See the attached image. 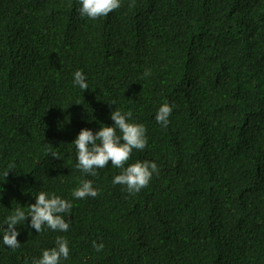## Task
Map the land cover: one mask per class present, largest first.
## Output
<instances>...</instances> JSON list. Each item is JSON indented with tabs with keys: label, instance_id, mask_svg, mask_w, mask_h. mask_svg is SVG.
<instances>
[{
	"label": "trees",
	"instance_id": "1",
	"mask_svg": "<svg viewBox=\"0 0 264 264\" xmlns=\"http://www.w3.org/2000/svg\"><path fill=\"white\" fill-rule=\"evenodd\" d=\"M129 3L89 19L77 0H0V229L38 192L72 204L66 232L20 221L0 264H34L57 237L59 264H264V0ZM115 108L146 129L123 167L157 164L139 192L112 183L110 161L75 166L79 130ZM82 180L96 196L72 197Z\"/></svg>",
	"mask_w": 264,
	"mask_h": 264
},
{
	"label": "clouds",
	"instance_id": "2",
	"mask_svg": "<svg viewBox=\"0 0 264 264\" xmlns=\"http://www.w3.org/2000/svg\"><path fill=\"white\" fill-rule=\"evenodd\" d=\"M122 0H77L79 5L77 11L81 16L89 19H96L105 16L111 11L120 8ZM134 6V0H130L129 7ZM149 73L146 72L145 75ZM72 84L83 92L88 89L86 75L82 70L77 69L72 74ZM115 101L110 103L114 105ZM172 109L168 103L159 106L155 114V120L162 126L167 125L168 117ZM132 113L119 108L111 110L109 119L112 125L100 124L98 130L93 133L89 128H81L73 141L76 153V168L83 173L96 175V170L104 168L109 161L112 166L121 168V172L115 175L112 183L126 186L130 193L139 192L147 186L152 175L157 171L155 161H136L123 167L133 149L143 150L147 143L146 129L143 124L130 122ZM103 125V126H101ZM119 132V134H117ZM55 155V153H53ZM14 165L9 163L2 175L8 176L9 170ZM97 190L92 186L90 180H82L78 187L74 188L71 195L75 199H83L86 196H96ZM72 204L69 200L63 199L54 193L38 192L35 196V203L27 206V213L22 207H17L4 219L6 228L0 229V243L11 248L19 246L17 236L19 232L16 225L30 217L31 226L39 233L42 226L52 230L66 232L69 224L64 220L61 213L70 210ZM56 246L50 249H43L41 256L34 264H59L61 258L69 256L68 242L62 237H57ZM99 251L103 245H95Z\"/></svg>",
	"mask_w": 264,
	"mask_h": 264
}]
</instances>
